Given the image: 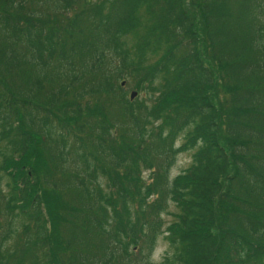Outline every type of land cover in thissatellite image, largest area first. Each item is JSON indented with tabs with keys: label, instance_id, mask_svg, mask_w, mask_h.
Instances as JSON below:
<instances>
[{
	"label": "trees",
	"instance_id": "1",
	"mask_svg": "<svg viewBox=\"0 0 264 264\" xmlns=\"http://www.w3.org/2000/svg\"><path fill=\"white\" fill-rule=\"evenodd\" d=\"M48 1L0 0V264H264V0Z\"/></svg>",
	"mask_w": 264,
	"mask_h": 264
},
{
	"label": "rangeland",
	"instance_id": "2",
	"mask_svg": "<svg viewBox=\"0 0 264 264\" xmlns=\"http://www.w3.org/2000/svg\"><path fill=\"white\" fill-rule=\"evenodd\" d=\"M81 6V3H80ZM133 83L130 84H126L123 88V91L118 94H127L128 97L130 95V92L133 90ZM145 96V94H140V96L138 97L139 101H143L141 98H143ZM70 138H68L69 140ZM73 142V141H72ZM185 142V138L184 136H181L176 145L177 146H181L183 143ZM194 151H187L184 152L182 151L175 159L174 165L172 166V168L170 169V175H169V179H174L175 177H177L179 174L185 172L187 169H189V167L191 166L192 163V155H193ZM72 155H74V153H72ZM73 159V156H68V161H71ZM113 162H108L107 165L110 167H113ZM78 167H81V164H78ZM70 170L72 171L73 169L70 168ZM151 173L150 171H143L142 173V177L145 179V181H147V183L151 182L153 180V178L150 176ZM119 180H122V178L116 177ZM147 179H149L150 181H148ZM108 177L105 175H102L100 178V182L102 183V188L104 190V192H109L108 189ZM7 180L4 179L3 181V188L6 190L7 186H6ZM8 190V189H7ZM178 212V209L175 207V204L172 203L170 204L169 209L167 210V212H164L161 216V222H163V226H162V230L164 231L165 228L175 220L174 214ZM21 222H23L21 220ZM19 223V222H18ZM19 231H21V228L19 227ZM22 239L21 238V234H17L13 237V239H11L9 242L6 243V245H4L5 247V251L8 252H12L15 249V244L16 242ZM143 254H144V258L147 259L148 261H150L152 264H161L166 258H169L171 256V250H170V246L168 241L166 240V233L161 234L155 245L151 244L150 241H144L143 245Z\"/></svg>",
	"mask_w": 264,
	"mask_h": 264
},
{
	"label": "bare ground",
	"instance_id": "3",
	"mask_svg": "<svg viewBox=\"0 0 264 264\" xmlns=\"http://www.w3.org/2000/svg\"><path fill=\"white\" fill-rule=\"evenodd\" d=\"M26 2L24 3L25 5H26V7L28 8L29 7V2H27V1H29V0H25ZM56 0H49L48 1V7L50 8V10H51V12H53V10L55 9V4H54V2H55ZM31 3V2H30ZM92 4L94 5L95 4V0H92ZM123 83V82H122ZM125 85H126V82H125ZM132 91H134V90H132ZM131 91V92H132Z\"/></svg>",
	"mask_w": 264,
	"mask_h": 264
},
{
	"label": "water",
	"instance_id": "4",
	"mask_svg": "<svg viewBox=\"0 0 264 264\" xmlns=\"http://www.w3.org/2000/svg\"><path fill=\"white\" fill-rule=\"evenodd\" d=\"M122 86H125V82L122 83ZM137 96H138V91H132L130 93V100L131 101L135 100L137 98Z\"/></svg>",
	"mask_w": 264,
	"mask_h": 264
}]
</instances>
